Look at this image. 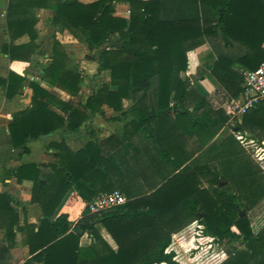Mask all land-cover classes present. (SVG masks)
I'll return each instance as SVG.
<instances>
[{"label": "trees", "instance_id": "16d2710c", "mask_svg": "<svg viewBox=\"0 0 264 264\" xmlns=\"http://www.w3.org/2000/svg\"><path fill=\"white\" fill-rule=\"evenodd\" d=\"M119 1L129 4L128 19L114 15ZM35 7L52 9V22L82 41L85 58L96 61L97 71L109 70L110 80L92 91L84 104L77 102L81 70L54 38L43 77L70 98L63 100L57 92L29 81L30 105L13 112L8 124L11 147L20 149V155L27 154L29 141L60 129L76 133L96 114L108 118L103 105L120 113L108 119L126 123L114 151H107L96 140L72 151L61 138L45 144L58 158L57 164L49 166L50 172L42 174V165L37 163L7 171L17 182L32 181L30 202L39 205L41 217L37 223H29L26 217L19 222L17 205L11 204L10 195L0 193V219L5 221L0 264L10 259L15 229L28 247L30 257L24 264H182L183 249L173 233L193 220L204 226L202 231L196 227L195 239L211 238L202 243L195 240L189 258L200 250L209 251L214 243L229 244L219 264H264V226L257 232L252 229L248 215L240 216L239 194L228 187L253 180L262 170L234 133L213 139L223 131L228 116L212 107L189 78L181 75L188 66L187 52L208 42L216 57L213 75L237 97L244 71L264 62V0H9L6 28L10 42L2 51L12 60H28L34 51ZM23 34L29 41L14 44L13 39ZM113 38L123 45L98 50ZM236 63L245 70L235 69ZM25 80L10 71L0 78L3 95L12 98L20 93ZM48 99L59 112L49 108ZM123 100L130 102L127 108ZM172 117L185 133L198 136L196 150L180 152L171 143L176 135L168 132L177 124L171 123ZM129 127L151 141L155 156L146 157L147 148L130 146L124 136ZM235 127L242 133L250 127L264 129V103L246 112ZM163 140L168 143L163 145ZM128 147L133 153L127 158ZM201 183L211 191L200 187ZM113 190L125 194L124 204L89 212L91 200ZM78 197L86 206L73 223L63 208L74 205ZM79 224L83 233H90L88 245L80 244L75 232ZM98 224L111 234L116 250L101 236ZM232 243L239 247H231Z\"/></svg>", "mask_w": 264, "mask_h": 264}, {"label": "crops", "instance_id": "0c3cea01", "mask_svg": "<svg viewBox=\"0 0 264 264\" xmlns=\"http://www.w3.org/2000/svg\"><path fill=\"white\" fill-rule=\"evenodd\" d=\"M78 1L82 3H90L96 0ZM8 2L9 0H0V78H6L8 73L12 71L25 77L26 80L24 81V85L22 86L20 93L16 94L12 98H6L3 95L4 90L0 85V193L10 195L12 198L11 204L14 205L15 203L17 205L16 212L18 214L19 222H22L23 218L26 217L29 223H37L38 219L41 217V209L38 204L30 202L32 181L23 179L20 182H17L16 177L14 175H9L7 171L15 169L23 163H37L42 165L40 168L42 174L50 172L49 166L57 164L58 158L54 156L56 151L54 149H47L45 144L48 141L59 140L61 138L65 139L72 151L82 148L88 141L92 140L100 142L102 147L107 151H114L115 148L120 145L119 136L117 135L116 130L117 127H120L121 122L119 120L115 121L108 119L114 115L107 116L105 112V116L108 118L92 117L91 120L84 122L81 125L80 130L76 133L70 132L66 129H60L54 133L29 141L27 144L29 153L27 154L20 155V149H13L11 147L8 124L12 121L13 112L23 110L30 105L32 89L28 84L29 81H36L46 90L57 92L63 100H68L70 98L69 94L59 89L51 79L43 77V69L49 64L53 39L56 38L63 45L66 44L67 48H65V50L70 59H73L74 57L83 59L85 58L86 52L84 55L82 54V51H80V53L72 52L71 49H73L74 46L76 47V44L82 43L83 45V42L78 41V39L74 37L64 26H58L52 22L54 14L52 9L47 7H35L34 15L37 18V22L34 26L36 29V39L34 40L33 47L34 51L28 60L10 59L8 55L2 51V46L10 42L6 28ZM114 15L128 19L130 16L129 4L122 1L116 2L114 6ZM28 41L29 36L27 34L20 35L13 39L14 44H23ZM187 60V69L185 72H182L181 75L185 74L188 67H191V65H193L194 72V65H198V69L195 72L199 75L198 78L194 79V81H190L192 84L191 86L194 87L200 95L204 96L212 107L221 108L224 111V114L227 115L226 105L230 100L238 99L240 94L237 97H233L232 93L221 84L218 78L213 75L212 69L216 57L210 44L205 42L204 44L188 51ZM81 62L84 63L83 60H81ZM233 67L235 69L245 70L241 68L242 66L239 63H236ZM190 71L192 72V70ZM48 102L50 109L59 112L54 101L48 99ZM241 117L235 118L236 121L240 122ZM170 120L171 123H177L173 121L174 117L170 118ZM233 120L234 118H229L228 116V121L226 122L224 129L227 127L229 122ZM235 129H237V132L240 134V139L243 138L245 133L239 132L238 127H235ZM168 133L176 135L173 137L174 139L171 140V143L178 146V148H181L180 152L193 151L195 147L200 145L198 136L195 133L191 135L187 134V132L185 133V130H183L182 127H179L178 123ZM220 133L221 131L217 133L213 139H216ZM178 134H180L179 137H177ZM162 143L163 145H166L168 142L163 140ZM145 145L148 147L147 152L145 153L146 157L147 155L155 156L156 153L155 150H153L151 141L149 140L148 142H145ZM128 148L127 153L123 152L124 154H128L126 156L127 158L133 153L131 147ZM261 149L264 150L262 147ZM139 183L140 182H138L137 185H139ZM85 204L86 202L82 198L78 197L74 205L65 207L63 210L68 212L69 220L76 223L82 215ZM21 208H24L25 211L20 212L19 210ZM4 225L5 221L0 219V245L4 242ZM195 226L201 227L197 224V222ZM96 228L108 245L113 250H116L117 243L107 229L102 224L96 225ZM181 232L182 230L175 233L174 236L179 242L180 247L184 249L187 246L185 245V236H183ZM90 243V233L88 234L86 231L80 235L81 245H88ZM9 253L10 259L6 260L5 264H24L26 259L30 257L28 247L22 244L21 233L17 231V229H15V237ZM34 264L40 263L35 262Z\"/></svg>", "mask_w": 264, "mask_h": 264}, {"label": "rangeland", "instance_id": "374dc122", "mask_svg": "<svg viewBox=\"0 0 264 264\" xmlns=\"http://www.w3.org/2000/svg\"><path fill=\"white\" fill-rule=\"evenodd\" d=\"M78 41L80 40L78 39ZM64 46L65 48H67L66 44ZM71 50L72 52H79V53L80 51H82L83 55L85 54V52H87V49L84 43L83 45L82 43L76 44V47L74 46L73 49ZM72 60L74 64H76L82 72L81 73L82 81L80 85V90L74 99L80 104H84L87 97L92 91L98 90L100 86L109 82L110 71L109 70H103L100 72L97 71L96 61H92L86 58L79 59L78 57L77 58L74 57ZM81 60H83L84 63H82ZM194 67H195V71H197L198 65H194ZM190 70H192V72ZM193 70H194L193 65H191V67H188V70L185 73L189 77L190 81H194V79L198 78V75H199L197 72L195 71L193 72ZM185 74H183L182 77L186 76ZM123 105L125 108H127L130 105V102L128 100H123ZM187 106H189V109L191 108V105H187ZM102 108L103 110H105L107 116H112V115L117 116L120 114L117 111H113L111 108H109L106 105H103ZM93 117L102 118V116H100L99 114H96ZM235 118L233 121L229 122V124L227 125L225 129H223V131L219 134L217 139L220 140L223 137H225L228 133L233 132L236 136V139L239 140L241 144L244 146V148L246 149L247 155H249L250 158L254 162H256L262 170V173L259 174L253 180L246 179L239 183H229L228 184V187L232 191L239 194V197L243 204V206L240 208V211L243 212V216L248 215L251 221L252 229L255 232H257L259 229H261L264 226V150L261 149V147L264 149V129L259 130L255 127H250L249 129L245 130L244 137L240 139L239 137L240 134L237 132V129L232 128L234 124L236 123ZM120 122H121L120 127H117L116 133L121 138V136H123L122 134L125 129L126 121L120 120ZM124 136L125 138H128L126 139V141L129 142L130 146L134 145L143 150L146 148L148 149V147H146L145 145V142H148V140L142 135V133L138 132L136 129L134 130L133 128L129 127L127 132L124 134ZM249 136H252V137H249ZM258 137H262L263 139L259 140ZM134 186L136 185L134 184ZM200 187H203L204 189L211 191V187L208 186L206 183H201ZM196 222H197L196 220L190 221L186 223L180 230L175 231L173 233L175 234L182 230L181 233L183 234V236H185V245L187 247L183 249L182 251L183 254L182 256H180V259L183 262L182 264H219L226 257L224 248L230 247L229 244L228 245L226 244L218 245L214 243L212 248L209 251H207L208 249L200 250L195 256H193L192 258H189L190 256L189 252L192 249L195 240H197L196 242L202 243L204 239L210 240L211 238L210 236L207 235L206 237L203 236V237L195 239L196 237L195 233L197 229L195 228ZM197 224L201 226L199 228H200V231H202L204 226L198 222ZM232 230L236 231L235 228H232ZM232 244L233 245H231V247H239L237 243H232Z\"/></svg>", "mask_w": 264, "mask_h": 264}, {"label": "built area", "instance_id": "2783aa9c", "mask_svg": "<svg viewBox=\"0 0 264 264\" xmlns=\"http://www.w3.org/2000/svg\"><path fill=\"white\" fill-rule=\"evenodd\" d=\"M261 103H264V62L252 70L244 71L240 96L228 102L226 112L229 118L241 117ZM125 202V195L113 190L97 196L87 206L89 212H100Z\"/></svg>", "mask_w": 264, "mask_h": 264}, {"label": "water", "instance_id": "95a60500", "mask_svg": "<svg viewBox=\"0 0 264 264\" xmlns=\"http://www.w3.org/2000/svg\"><path fill=\"white\" fill-rule=\"evenodd\" d=\"M122 45H123V42L120 41L119 38H113L112 40L105 42L104 44H101L98 47V50L100 51V50L104 49L105 47H121ZM202 216H203V213H201V217ZM240 216H243V212H241ZM80 227H81V224L77 225L75 228V232L79 235H82L83 232L80 229ZM87 233L89 234V231H87Z\"/></svg>", "mask_w": 264, "mask_h": 264}]
</instances>
